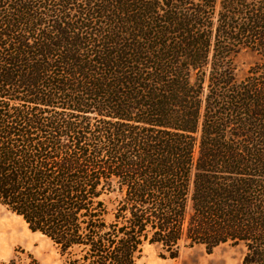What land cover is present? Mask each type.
I'll use <instances>...</instances> for the list:
<instances>
[{"label": "trees", "instance_id": "1", "mask_svg": "<svg viewBox=\"0 0 264 264\" xmlns=\"http://www.w3.org/2000/svg\"><path fill=\"white\" fill-rule=\"evenodd\" d=\"M0 204L64 264L176 259L191 208L264 264V0H0Z\"/></svg>", "mask_w": 264, "mask_h": 264}, {"label": "rangeland", "instance_id": "2", "mask_svg": "<svg viewBox=\"0 0 264 264\" xmlns=\"http://www.w3.org/2000/svg\"><path fill=\"white\" fill-rule=\"evenodd\" d=\"M234 61L236 76L241 80L259 62V56L243 51ZM209 213L205 210L196 212L191 208L188 221L194 222V226L198 225V220L204 221L200 225L202 232L207 234V239L213 237L210 240L213 243L204 241L191 245L187 241L183 243L176 259L169 258L158 246L146 245L137 264H244L249 250L247 244L239 238L252 235L250 228L246 226L248 221L235 220L233 216L239 218L236 213L228 215L219 212L223 219H230V223L224 221L219 225L220 217L217 214H214V220L207 222L206 219L212 217ZM7 227L15 229L18 240L9 242L8 245L0 244V264H64L58 249L48 238L33 233L21 217L0 204V230Z\"/></svg>", "mask_w": 264, "mask_h": 264}, {"label": "crops", "instance_id": "3", "mask_svg": "<svg viewBox=\"0 0 264 264\" xmlns=\"http://www.w3.org/2000/svg\"><path fill=\"white\" fill-rule=\"evenodd\" d=\"M14 231L15 229L13 227H7L3 230H0V244L8 245L9 242L17 241L18 238L15 236Z\"/></svg>", "mask_w": 264, "mask_h": 264}]
</instances>
